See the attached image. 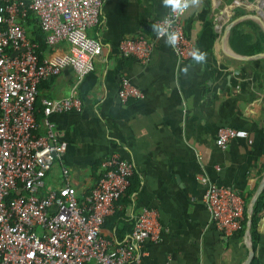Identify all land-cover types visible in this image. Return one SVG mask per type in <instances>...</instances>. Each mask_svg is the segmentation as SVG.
<instances>
[{
	"label": "crops",
	"instance_id": "crops-1",
	"mask_svg": "<svg viewBox=\"0 0 264 264\" xmlns=\"http://www.w3.org/2000/svg\"><path fill=\"white\" fill-rule=\"evenodd\" d=\"M232 2L200 0L184 15L186 37L207 53L206 62L197 64L179 62L164 40L156 39L151 25L168 13L162 0H106L102 24L87 32L101 42L103 53L78 87L83 110L50 118L68 148L49 172L46 189L63 187L67 170L82 202L105 158L117 155L135 165L113 228L106 230L127 236L138 214L153 210L158 239L143 244L141 264H264V209L253 239L252 221L233 235L218 231L202 202L207 183L235 190L247 213L264 195V55L233 58L251 56L229 44L232 29L244 21L264 32V0H249L238 9ZM139 34L155 43L148 64L120 55L121 41ZM185 66H190L187 75L181 71ZM124 78L141 91L142 100L121 104ZM75 83L76 74L66 69L41 85L38 134L45 131L43 102L72 96ZM221 128L238 132L224 152L215 144Z\"/></svg>",
	"mask_w": 264,
	"mask_h": 264
},
{
	"label": "built area",
	"instance_id": "built-area-1",
	"mask_svg": "<svg viewBox=\"0 0 264 264\" xmlns=\"http://www.w3.org/2000/svg\"><path fill=\"white\" fill-rule=\"evenodd\" d=\"M105 1L0 0V264H141L143 244L158 239L155 212L147 208L122 241L105 229L136 173L134 164L117 155L101 162V176L82 202L68 183L67 170H63V187L45 188L49 172L68 148V143L57 139L50 118L83 110L78 87L95 71L103 53L101 42L87 32L102 24ZM247 4L249 0H233L232 7ZM183 17L173 23L181 40L175 51L171 48L181 63L192 60L194 49L184 32ZM32 23L45 35L43 51L33 41ZM154 45L143 34L125 38L120 55L148 64ZM66 69L76 74L74 92L43 102L45 131L38 134L39 89ZM118 97L128 105L142 100L143 94L124 78ZM237 138L238 132L221 128L216 148L224 152ZM207 184L202 202L211 223L225 235L242 231L250 220L245 199L230 188Z\"/></svg>",
	"mask_w": 264,
	"mask_h": 264
},
{
	"label": "trees",
	"instance_id": "trees-1",
	"mask_svg": "<svg viewBox=\"0 0 264 264\" xmlns=\"http://www.w3.org/2000/svg\"><path fill=\"white\" fill-rule=\"evenodd\" d=\"M30 31L32 32L33 41L39 45V50H45V35L39 31L35 23L33 24V28H31ZM229 44L233 51L241 55L252 56L262 53L264 51V32L255 22L251 20L244 21L243 23H240L232 29L230 33ZM37 108L38 107L36 106V110ZM262 209H264V195H262L257 200V203L254 207L251 220L253 239H256L255 232L256 225L258 223V214ZM118 214L119 213L107 220V222L105 223V229L106 227L113 228V224L116 221L115 219ZM246 226L247 224L245 225V227ZM115 235L118 241H122L126 236H120L117 232H115Z\"/></svg>",
	"mask_w": 264,
	"mask_h": 264
},
{
	"label": "clouds",
	"instance_id": "clouds-1",
	"mask_svg": "<svg viewBox=\"0 0 264 264\" xmlns=\"http://www.w3.org/2000/svg\"><path fill=\"white\" fill-rule=\"evenodd\" d=\"M200 0H162V7L168 10L161 23H153L152 31L155 32L157 39H163L166 46L174 51L178 48L181 40V34L173 29V23L178 17L185 13L193 6H197ZM192 60L197 64H203L207 60V53L195 48L190 52ZM190 66H185L181 71L187 75Z\"/></svg>",
	"mask_w": 264,
	"mask_h": 264
},
{
	"label": "water",
	"instance_id": "water-1",
	"mask_svg": "<svg viewBox=\"0 0 264 264\" xmlns=\"http://www.w3.org/2000/svg\"><path fill=\"white\" fill-rule=\"evenodd\" d=\"M234 25H235L234 23L231 25V27L228 29V31H227L226 34H229L230 30L232 29V27H233ZM262 27H263V29H264V24H262ZM262 55H264V54L254 55V56H251V57H239V56L235 55V56H233V58H237V59H248V58L259 57V56H262ZM254 204H255V201L252 202V204H251L250 207H249V211H248V215H249V218H250V220H249V227L251 226V217H252V213H253V209H254ZM250 252H251V255H252V256L255 254V251H254L252 245L250 246Z\"/></svg>",
	"mask_w": 264,
	"mask_h": 264
}]
</instances>
